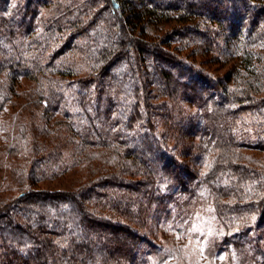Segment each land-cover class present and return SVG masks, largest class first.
Segmentation results:
<instances>
[{"label": "trees", "instance_id": "obj_1", "mask_svg": "<svg viewBox=\"0 0 264 264\" xmlns=\"http://www.w3.org/2000/svg\"><path fill=\"white\" fill-rule=\"evenodd\" d=\"M0 128V264H147L196 217L264 264V0H0Z\"/></svg>", "mask_w": 264, "mask_h": 264}, {"label": "rangeland", "instance_id": "obj_2", "mask_svg": "<svg viewBox=\"0 0 264 264\" xmlns=\"http://www.w3.org/2000/svg\"><path fill=\"white\" fill-rule=\"evenodd\" d=\"M61 1V0H60ZM253 12V11H252ZM251 12V13H252ZM214 56V55H213ZM198 56L197 62L203 67L201 64V59H205ZM222 64L220 65H212L209 70L216 76L222 75L230 66L231 61L228 62L225 59H220ZM205 68L208 70L206 65ZM9 126L4 127V131L1 136L9 135L11 133ZM1 129V128H0ZM3 138V137H2ZM50 139H53L51 137ZM0 146H8L7 140L4 138V141L0 140ZM257 157H264V153L261 152H253ZM177 156H179L177 154ZM180 157V156H179ZM11 161V160H9ZM11 164L8 163L5 157L0 154V200L6 199L9 201L10 199L16 197L19 192H23L24 188H21L19 185V177L14 173ZM82 172L80 170H74L71 173H68L66 176L62 178H48L39 182L37 188L41 191H49L53 192H62L68 190L70 186L73 185V182L82 177ZM196 221L191 225V229H189L188 233L177 234L174 232L173 224L165 223L160 224L157 227L155 221V236L154 240L158 244H162L164 246V251L159 254V256H153L151 254L147 255V264L150 262L152 264H220L224 263L222 261L224 259V255L222 254L218 257L220 260H216L218 258H212V252L207 251L203 252V250L207 249L213 239V222L212 220L205 219L203 217H196ZM186 226V224H185Z\"/></svg>", "mask_w": 264, "mask_h": 264}]
</instances>
